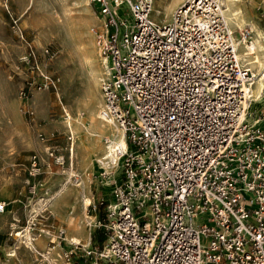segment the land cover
I'll return each mask as SVG.
<instances>
[{
    "label": "built area",
    "instance_id": "built-area-1",
    "mask_svg": "<svg viewBox=\"0 0 264 264\" xmlns=\"http://www.w3.org/2000/svg\"><path fill=\"white\" fill-rule=\"evenodd\" d=\"M91 1L103 19L97 36L109 61L101 112L123 129L126 145L104 139L113 162L102 174L115 176L118 203L107 204V244L98 251L71 240L63 256L264 264V110H251L254 74L239 58L223 8L216 0H186L158 22L155 0ZM252 33L247 26L239 37L250 46ZM251 114L263 124L249 121ZM40 159L32 155V175ZM6 208L0 199V213ZM59 238L67 240L62 228Z\"/></svg>",
    "mask_w": 264,
    "mask_h": 264
},
{
    "label": "rangeland",
    "instance_id": "rangeland-1",
    "mask_svg": "<svg viewBox=\"0 0 264 264\" xmlns=\"http://www.w3.org/2000/svg\"><path fill=\"white\" fill-rule=\"evenodd\" d=\"M180 3L181 0H155L151 16L158 22L170 20ZM241 3L249 19L264 31V0H241ZM87 16L89 20L84 22ZM247 26L254 40L256 32ZM103 27L102 16L91 0H0V199L7 201L5 212L0 213V264H110L94 251L87 257L75 254L67 259L63 256L69 240L59 238V230L68 227L61 212L52 213L45 206L33 212L34 217L30 215L32 205L38 204L35 199L47 196L48 188L52 194L67 181L71 140L63 105L77 103L80 86L86 78L78 62V51L74 49L75 42L82 37L81 41L89 43L88 38L93 37L94 45L101 51L97 34ZM101 54L105 56L102 51ZM66 57L70 58L64 64ZM242 60L255 70L246 58ZM45 75L55 80L56 87ZM99 90L102 92L101 88ZM72 109L71 113L75 114V108ZM251 110L256 113L264 110V103H258L257 108ZM51 149L53 155L49 153ZM83 151L75 143L74 169L85 176L92 201L85 212L92 223L84 214L76 217L81 218L84 230L90 235L82 238V243L99 251L111 234L107 204L114 199L115 176L102 174L107 167L101 165V168L95 163L86 168L82 164ZM35 153L41 157V169L32 175L31 158ZM34 183L36 188L32 191L30 187ZM75 184L70 180L67 187ZM69 190H66L67 202L62 205L68 207V211H75L78 206L69 202L75 199ZM28 224L33 237L43 238L38 245L40 251L15 244L14 229ZM44 253L51 257L47 258Z\"/></svg>",
    "mask_w": 264,
    "mask_h": 264
},
{
    "label": "bare ground",
    "instance_id": "bare-ground-1",
    "mask_svg": "<svg viewBox=\"0 0 264 264\" xmlns=\"http://www.w3.org/2000/svg\"><path fill=\"white\" fill-rule=\"evenodd\" d=\"M184 1L186 0H181L180 4H182ZM216 1L223 8L224 14L235 36L239 48L238 55L241 62L243 63L242 59L246 58L249 61V63H251L255 67V70H252L251 69L252 67L251 68L249 67L254 74V80L250 88V95H251V103L252 100H254L251 109H255L257 108L258 103H262V104L264 103V31L258 28L256 22H253L249 19L246 12L247 10L245 11L244 7H242V3L244 1L242 3L241 0H216ZM89 17L85 18L84 22L88 21ZM247 25L251 26L252 29L256 32L254 36V43L253 45L250 46L245 44L244 43L245 41L240 39L238 35L239 30ZM80 38L76 39L75 42L76 48L74 49H77L78 51L75 52L78 53V57H79L78 62L82 64V67L84 69L83 74H85L86 78L84 84L80 86L79 93L76 99L77 103L75 105L72 104L63 105V110L65 111V118H66L65 121L66 124H68L67 129L70 133L69 138L70 140L72 138V141L70 142V146H69L70 158H71L69 175L67 176V181L65 183H62L59 189L55 190L52 194L50 193L49 191L50 189L48 188L46 192L47 196L38 197L37 199H35L38 204L34 203L32 205V212L30 214L31 217H34L35 215L33 214V212L45 206H48L46 208H49L52 213L61 212L58 211L59 208L57 207H59L58 206L59 204H62L63 202H67L68 194L66 193V190L67 188L70 189L69 191L73 193L72 195L75 196L73 204L75 206L77 205L78 209H76L75 211H68L67 210L68 207H66L63 210V212H61V214L64 215V221H66L68 224V227L65 228L66 239L69 241L75 240L77 242H82V238H89L90 236L84 230L81 224V218L76 217L77 214H81V215L84 214V217L87 218L89 223H92V221L89 219L87 213L85 212L88 203L89 202L91 203V198L89 197V194L87 192L88 189H87L85 176L83 175V173L80 174V172L78 173L74 169L75 155H76L75 143H77V145L84 150L83 151L84 157L82 164L86 168L92 167L93 164L95 163L99 167L102 166L107 167L106 168L107 170H109L108 168L111 167L113 158L107 159L108 148L106 143L103 141V138L105 139V137H108L111 138L114 142H118L123 146L126 145L123 129L120 126H118L114 121L104 118L101 112V108L103 106V94L102 92H100L99 89L101 88V80L104 77H106L109 73V65L107 60L108 58L106 55L105 57L101 54L99 47L96 48L93 42V37L88 38L90 39L89 43L85 41H81ZM69 58L66 57L63 60V63L65 64L67 61H69ZM70 68L72 67L70 66ZM97 71L101 72V75H98ZM70 108L73 109L75 108L76 110L75 114L71 113ZM248 119L252 123H256V124L260 123L261 125L263 124V120H259L258 115L251 114L248 116ZM70 180L75 182L76 186H73L71 188L67 187L68 182ZM112 204L114 205V207L115 206L118 207V203L114 199L112 200ZM12 224L15 225V223ZM14 234L16 235V242H15L16 245L20 246L25 244L26 247H28L30 250L40 251L38 245L42 242L43 238L33 237V235L31 234L30 224L26 226H22V229H14ZM49 249H51V247H49ZM14 251L16 252V249ZM46 253H44V255H46L47 258H50L51 255ZM12 254H14V252H12Z\"/></svg>",
    "mask_w": 264,
    "mask_h": 264
},
{
    "label": "crops",
    "instance_id": "crops-1",
    "mask_svg": "<svg viewBox=\"0 0 264 264\" xmlns=\"http://www.w3.org/2000/svg\"><path fill=\"white\" fill-rule=\"evenodd\" d=\"M67 197H68V195H67ZM70 203H72L73 202V199L71 200V201H69ZM92 202V201H91ZM63 203H65V202H63ZM69 204V203H68ZM90 204H92V203H90ZM89 203H88V205H90ZM64 205V204H63ZM62 204H59L58 206L59 207H57V208H59L58 209V211H61V212H63V210L66 208V207H64Z\"/></svg>",
    "mask_w": 264,
    "mask_h": 264
}]
</instances>
